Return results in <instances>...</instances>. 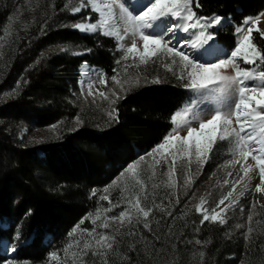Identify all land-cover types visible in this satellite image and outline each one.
I'll use <instances>...</instances> for the list:
<instances>
[{"label": "trees", "instance_id": "trees-1", "mask_svg": "<svg viewBox=\"0 0 264 264\" xmlns=\"http://www.w3.org/2000/svg\"><path fill=\"white\" fill-rule=\"evenodd\" d=\"M78 2L0 0V40H4L0 43V91L5 85H16L0 106V219L22 224L23 241L31 239L20 254L34 264L44 261L88 213V191L108 185L137 160L139 152L159 144L172 128L171 116L188 99L187 90L174 81L141 86L114 105L119 122L110 124L106 114L83 106L80 66L88 63L111 75L118 54L112 39L72 29L80 17L70 9ZM199 3L200 8L193 6L198 16L216 15L231 22L215 33L217 43L227 50L235 47V27L245 17L264 12V0ZM253 40L264 50L258 33ZM70 47L88 54L62 52ZM77 116L83 121L78 128ZM32 122L49 130L39 146L18 135L21 126L30 128ZM54 125L58 127L53 129ZM36 149L42 150L44 158ZM257 199L264 204V197ZM253 203L246 197L235 211L247 218L253 214L251 224L247 219L239 232L231 221L201 225L194 207L184 212L175 202L168 204L151 230L127 236L112 264H264V210L258 206L254 213ZM173 208L176 212L168 216ZM249 226L253 228L250 242L243 235ZM5 234L0 228V239ZM46 235L51 237L50 244L44 243ZM134 238L138 243H133Z\"/></svg>", "mask_w": 264, "mask_h": 264}, {"label": "snow or ice", "instance_id": "snow-or-ice-1", "mask_svg": "<svg viewBox=\"0 0 264 264\" xmlns=\"http://www.w3.org/2000/svg\"><path fill=\"white\" fill-rule=\"evenodd\" d=\"M193 6L200 8L199 0H79V3L70 9L73 15L81 13L86 8L96 14L94 22L92 16H87L83 18V22L73 24V29L86 34H100L113 38L117 42V50L122 53L120 59L116 61L118 67L113 69L115 74L106 78V74L100 73L95 81L107 88V92L97 88L95 95L108 103L106 115L109 124L119 122L118 109L114 105L124 98V94L132 86L140 83L139 76H128L123 81L119 79L121 73H127L129 68L138 69L140 65L160 63L192 94L189 104L171 116L172 128L169 134L149 152L129 163L120 173V177L127 174L133 177L132 182L125 183L121 189V199L114 201L106 194L110 186L103 189L105 194H101L99 199L108 202L103 212H111L113 208L121 207L122 203L126 205L124 210L118 215L102 218L101 210L97 209L95 214L89 213L81 219L69 233L70 237H74L79 230L81 236L85 237L82 241L74 239L64 249L67 258V253L75 244L77 251L72 254L73 264H87L85 258L89 255L97 258L99 264H109V257L114 253L118 254L117 236L121 234L120 228L125 224L131 226L128 235H135L136 224H143L145 229L151 230L149 217L153 208L162 211L165 206L157 204L155 200L150 201L146 182L136 177L144 171L139 166L146 162L147 157L154 161L147 163V168L153 169L152 175L148 176V180H151L156 174V165L161 164V160L155 159L156 154L164 150L168 151L170 157L164 160V163L168 164L166 174L170 177V182H165V186L172 189L169 196L175 197L177 204L179 196L175 192L176 182L173 177L179 157L186 158L180 165L184 169L185 187L195 182L196 174L190 170L191 164L196 163L198 171L207 161L217 140L228 141L232 145V155L235 157L239 154L242 158L227 162L233 169L227 176L233 178L231 180L224 178L222 184L219 180L216 181L218 186H227L228 190L213 201L214 206L204 207L209 203L211 193L201 196L199 203L194 205L195 212L201 216L199 221L201 225L205 222L225 224L227 213L237 206L239 198L245 195L249 190V184L257 179V176L259 183L252 190L253 195L259 193L264 197V50L258 48L253 40V28L264 17V13L256 17H245L242 23L235 27L234 34L237 37L235 47L223 57L215 56L208 59L206 57L216 41L215 33L226 18L216 15L198 16ZM256 31L264 41V31L259 28H256ZM178 33L187 35L180 36ZM125 39H131L130 46L122 43ZM137 40L141 42L139 47ZM129 54L132 55L131 63H127ZM137 56L139 64L136 63ZM242 64L251 67H242ZM229 69L232 70V74H228ZM109 79L113 84L110 88ZM143 79L148 82L147 76ZM249 81L255 83L249 85ZM150 82L161 81L157 76ZM125 84H129V88H125ZM93 87L94 84L89 83L87 95H94ZM205 104L208 107L201 108ZM75 122L77 126L83 124L79 116L75 118ZM52 127L55 129L58 126ZM181 131H186V135L181 136ZM193 154L195 161L191 159ZM249 157L255 164L244 163ZM237 164H240L239 168H236ZM245 177H248L249 183L244 184V190L238 196H234L237 185L241 184ZM112 185H117V180H113ZM156 187L158 185H152L153 189ZM125 191L128 192L127 196L124 195ZM184 194L187 195V192ZM92 195L96 196L97 193L93 191ZM169 203H172L171 199ZM258 206L264 210V204H260L258 199L254 200L251 206L254 213ZM240 210L244 211L242 208ZM167 215L172 216V212L169 210ZM247 219L251 224L253 214H249ZM85 220L91 222L90 229L81 227ZM116 221H119V227L112 234L103 231L112 228L111 222ZM252 232L253 228L249 226L243 233L246 241H251ZM196 243L199 244L200 241ZM49 257L51 261L60 264L59 253L51 252ZM121 258L128 259L127 256Z\"/></svg>", "mask_w": 264, "mask_h": 264}, {"label": "rangeland", "instance_id": "rangeland-1", "mask_svg": "<svg viewBox=\"0 0 264 264\" xmlns=\"http://www.w3.org/2000/svg\"><path fill=\"white\" fill-rule=\"evenodd\" d=\"M74 16L80 17L79 22H83V18L87 17V16H92L93 22L96 19V14L91 12V10L88 8L83 9L81 13L75 14ZM230 24H231V22L229 20L225 19L223 21L222 26H220L219 29L225 27L226 25H230ZM256 28H259L261 31H264V17H262L260 22L253 28V37H254V33L259 34V32L256 31ZM73 30H75V29H73ZM75 31L79 32L82 35L93 36L95 38H97L98 36H103L100 34H91V33L86 34V33L80 32L79 30H75ZM178 35L182 36L181 33H178ZM106 38H110V37H106ZM110 39H112L117 45V42L115 39H113V38H110ZM236 39H237V37H236ZM2 40H0L1 45H3V43H4V40L3 41ZM122 43L125 46H130L131 40L125 39L124 41H122ZM140 44H141V42L138 44V47L140 46ZM215 45L218 48V50L216 52L211 51L210 54L206 58L212 59L215 56L223 57L226 53H229L231 51V50L225 51V49H222L221 46L216 44V41H215ZM62 52L72 53L75 56H84V55L88 54L87 51H79L78 49H75L74 47H70L68 49L63 48ZM116 52L118 54L117 59H116V61H117L118 59H120L122 53L117 50V47H116ZM74 53H82V54H74ZM131 62H132V55L129 54V60L127 61V63H131ZM136 63L139 64L138 56L136 57ZM241 66L242 67H251V66L243 65V64ZM117 67L118 66L116 64V68ZM83 68H85V71L84 70L82 71ZM145 68H146V71H145ZM100 73L106 74V78H110L112 75L115 74L113 72L111 75H108L103 69H101L99 67L91 66L88 63H83L80 66V68L78 69V88H79L81 99H82V105L88 106V107L90 106V108H93L95 112H97L101 115H105L106 111L108 110V103H107V101L102 100L98 95H95L97 88H99L101 91L107 92V88L105 86L100 85L98 83H95V81L98 79V76ZM228 74H232L231 69L228 70ZM128 76H131V77L139 76L141 79H140V83L138 85L132 86L131 89L126 92V94L134 91L135 89H137L141 86H145V85H149V84L161 85L163 83L174 81V82L179 83L182 86V82L178 81L173 76L172 72L168 71L167 68L164 67L160 63H157L155 65L149 64L147 66L140 65L138 69L135 67L129 68L127 73H123V72L121 73L119 79H121L123 81ZM144 76L148 77V82L144 81V79H143ZM157 76L160 78L161 82L160 83H151L150 81L154 77H157ZM89 83L94 84V87L92 89L94 95H87ZM248 83H249V85H252L255 82L249 81ZM108 87L109 88L113 87V84H112L110 79L108 82ZM125 88H129V84H125ZM14 89H16V85H13V86L5 85L4 88L1 89V91H0V106H1V103L3 101L8 99L13 94ZM187 92H188L187 102L180 109L184 108L185 105L189 104V101H190L192 94L189 91H187ZM126 94H124V96ZM94 97H95V102H93ZM204 107H208V105L205 104V105L201 106V108H204ZM205 118H209V117H205ZM93 120L98 121V119H93ZM193 126H198V125H193ZM52 128H50V130ZM76 128H78L77 125H76ZM48 132H49V130L47 131L43 127L37 126L35 124V122L34 123L32 122V126L30 128L25 126V125L21 126L19 129L18 135H19V138L28 139L30 142H34V143H36L37 146H39V144L44 143L46 141V138L48 137ZM180 135L181 136L186 135V131H181ZM231 150H232V145H230L228 141L217 140L216 144L213 146L211 153L209 154L207 161L202 165V167L198 171H197L196 163L191 164L190 170L196 174L195 175V182L190 183L187 187L184 186V179H185L184 169L180 166L181 162L184 161L186 158L179 157L177 159V167H176V171H175V176L173 178L176 182V188H175L176 195H178L179 197L182 196L181 198H179L180 204L178 203V206L181 207L179 209H181L182 211L185 212L189 208L194 207V205L199 203V198L201 196H206L208 193H211L212 195H211V198L209 199V203L205 204L204 207L207 208L210 205L214 206L213 201L219 199L220 195L228 190L227 186H224V187L218 186L216 184V181L219 180L220 183L222 184L224 178H228L229 180H231L233 178V177L227 176V173L229 171H233L231 165H229L227 162L230 160H234V159H242L239 156V154H237L234 157L232 155ZM36 153L40 158H44V156H45L44 153L42 152V150H40V149H36ZM145 153H147V152H139L137 154V156L139 157L141 155H144ZM155 159L161 160V164L156 165V167H155V173L156 174H155V176L152 177L151 180H148V176L152 175L153 169L147 168V163H154L152 158L146 157V162H142L141 165L139 166L144 171L141 173L140 176L136 177V179H142L146 182L147 191L150 194L149 200L150 201L155 200V202L157 204H162L165 206L164 210H162V211L153 208V212L150 214V217H149L150 225L152 223L155 224L158 221V217L161 215V212H164L166 210V206H168V204H172L175 202L174 201L175 197L169 196V194L172 192V189L167 188L165 186V182H170V177L166 174L167 169H168V164L164 163V160L170 159V157L168 156V151L164 150L161 153L156 154ZM191 159L193 161H195V155L194 154L191 157ZM244 163L255 164V161H252L251 157H249L248 161L244 162ZM222 165L224 167H221ZM239 167H240V164H237L236 168H239ZM124 168L120 171V173L124 170ZM120 173L113 179V180H117V185H119V186L112 185L113 180H111L110 183L104 187L97 188V189H91L88 191L87 200H88L89 206H88V213L85 215V217L89 213L95 214L97 209L101 210V217L102 218L105 216L118 215L121 210H124L126 205L124 203H122L121 207L113 208L111 212L104 213L103 209L105 207H107L108 202L107 201H100V199H99V196L101 194H105V193H103V189L105 187H109V186H110L109 192L106 194L109 195L114 201L121 199V189L123 188L125 183H131L133 180V177L131 174H127L124 177H120ZM162 173L164 175H162ZM213 174H215V175H213ZM240 175H243V173H240ZM250 175H251V173H250ZM118 177H119V179H117ZM41 178H43V176ZM246 178L247 177H245L244 180ZM255 180H257L259 183L258 176H257V179H255ZM153 184L158 185V187L153 189L152 188ZM254 187L255 186L249 188V190L245 192V195L241 196L239 198L237 206L232 208L227 213V222L225 224H221V225H226L229 221H231L232 222V228L235 230V232H239V231H242L243 229H245L246 224H247L246 223L247 216H243L241 214L238 215L237 213H235V211L238 208V206L240 205V202L244 198L248 197L249 200L252 201L253 199L255 200V197L261 195L259 193H256L255 196L253 195L252 190L254 189ZM93 191H95L97 193L96 196L92 195ZM185 192H187V195L184 194ZM193 194H195V196H193ZM124 195L127 196L128 192L125 191ZM169 199L172 200V203H169ZM175 204H177V203H175ZM217 211H219V210L217 209ZM175 212H176V210H175V208H173L172 213H175ZM240 212H242V211L240 210ZM133 222L135 223L134 220H133ZM111 223L113 225L112 228L107 229V230H103V231H106L109 234H112L114 232V230L117 227H119V221L111 222ZM213 223H215V222H213ZM81 227L90 229L92 227V224L89 220H85V223ZM129 227H131V226L125 224L124 227L120 228L121 234L117 236V240L119 242L118 248H120V245H122L124 243V241H126V240L128 241V239H127L128 234L127 233H128ZM0 228L6 233L5 237L0 239V256L4 258V261H1L0 264H34L31 261L23 259L22 255L20 254L21 247L26 246V244L29 243V241L31 239V238H29L27 241H25V242L23 241L24 230L22 228V224L19 222H16V221H10L8 219H0ZM147 230L148 229H145L143 227V224H136L135 229H134L135 235H130V236L134 237L136 235H141L142 231L145 232ZM85 236H86V234H85ZM84 238L85 237L81 236L80 231L77 230L74 237H70L68 234V236L63 241H60V243L56 244V246L54 247V250L51 252H57L60 254V264H73L74 257L72 254H73V252L77 251L75 244H73V248L70 249L69 252L67 253V258H65L64 249L67 247V245L69 243H72L74 239H80L82 241ZM50 241H51V237L49 235H46L45 239H44V243L50 244L51 243ZM133 243H138V240L134 238ZM13 249H15V250L13 251ZM116 256H117V254L114 253L109 257V264H112V261L114 258H116ZM85 259L87 261V264H99L97 258H93L90 255H89V257H86ZM39 264H57V262L51 261L49 255H48L45 258V260Z\"/></svg>", "mask_w": 264, "mask_h": 264}, {"label": "bare ground", "instance_id": "bare-ground-1", "mask_svg": "<svg viewBox=\"0 0 264 264\" xmlns=\"http://www.w3.org/2000/svg\"><path fill=\"white\" fill-rule=\"evenodd\" d=\"M181 35H182V36H185V35H187V34L181 33ZM130 40H131V39H130ZM127 41H128V40H127ZM137 43L139 44L140 41L137 40ZM217 50H218V48H217L216 45L214 44V45H213L212 52H216ZM83 70L85 71V68H83L82 71H83ZM248 183H249V182H248V177H247L245 180L242 181L241 184L237 185V187H236V191L234 192V196H238L239 193H240L241 191L244 190V187H243L244 184H248ZM256 184H258V181H257V180H253V181L251 182V184H249V188L255 186ZM226 203H227V202H226Z\"/></svg>", "mask_w": 264, "mask_h": 264}]
</instances>
